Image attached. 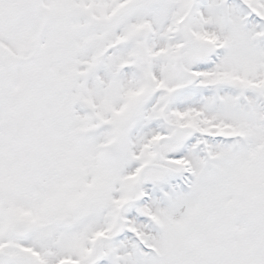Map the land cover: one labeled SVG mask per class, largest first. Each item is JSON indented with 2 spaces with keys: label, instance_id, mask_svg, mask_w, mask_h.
<instances>
[{
  "label": "snow or ice",
  "instance_id": "6c2138e0",
  "mask_svg": "<svg viewBox=\"0 0 264 264\" xmlns=\"http://www.w3.org/2000/svg\"><path fill=\"white\" fill-rule=\"evenodd\" d=\"M0 264H264V0H0Z\"/></svg>",
  "mask_w": 264,
  "mask_h": 264
}]
</instances>
